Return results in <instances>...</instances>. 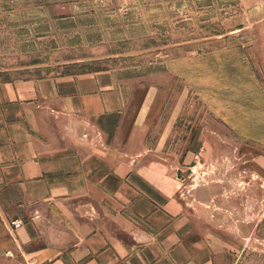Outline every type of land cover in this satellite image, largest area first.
Returning <instances> with one entry per match:
<instances>
[{"label":"rangeland","instance_id":"374dc122","mask_svg":"<svg viewBox=\"0 0 264 264\" xmlns=\"http://www.w3.org/2000/svg\"><path fill=\"white\" fill-rule=\"evenodd\" d=\"M102 69L213 264H264V0H0V82Z\"/></svg>","mask_w":264,"mask_h":264},{"label":"crops","instance_id":"0c3cea01","mask_svg":"<svg viewBox=\"0 0 264 264\" xmlns=\"http://www.w3.org/2000/svg\"><path fill=\"white\" fill-rule=\"evenodd\" d=\"M130 115L112 70L0 82V264L215 262Z\"/></svg>","mask_w":264,"mask_h":264},{"label":"built area","instance_id":"2783aa9c","mask_svg":"<svg viewBox=\"0 0 264 264\" xmlns=\"http://www.w3.org/2000/svg\"><path fill=\"white\" fill-rule=\"evenodd\" d=\"M22 222L20 220L14 222L15 227L21 226Z\"/></svg>","mask_w":264,"mask_h":264}]
</instances>
